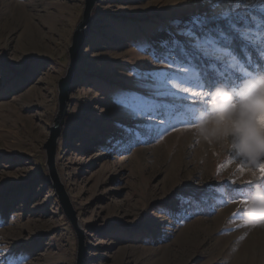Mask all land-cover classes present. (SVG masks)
I'll return each mask as SVG.
<instances>
[{
    "label": "rangeland",
    "instance_id": "374dc122",
    "mask_svg": "<svg viewBox=\"0 0 264 264\" xmlns=\"http://www.w3.org/2000/svg\"><path fill=\"white\" fill-rule=\"evenodd\" d=\"M83 8L84 0H0V264H76L78 235L43 144ZM195 15L224 35L181 32ZM173 51L194 57L184 63L208 90L264 71V0L96 2L55 153L82 264H264V226L242 219L241 193L253 186L239 158L227 163L230 152L194 128L114 102L151 95L145 77L176 71Z\"/></svg>",
    "mask_w": 264,
    "mask_h": 264
},
{
    "label": "clouds",
    "instance_id": "9594fccd",
    "mask_svg": "<svg viewBox=\"0 0 264 264\" xmlns=\"http://www.w3.org/2000/svg\"><path fill=\"white\" fill-rule=\"evenodd\" d=\"M195 135L243 159L251 176L252 165L264 157V71L246 75L235 86L217 83L208 90L207 104L196 110ZM244 220L264 226V187L248 197Z\"/></svg>",
    "mask_w": 264,
    "mask_h": 264
},
{
    "label": "snow or ice",
    "instance_id": "6c2138e0",
    "mask_svg": "<svg viewBox=\"0 0 264 264\" xmlns=\"http://www.w3.org/2000/svg\"><path fill=\"white\" fill-rule=\"evenodd\" d=\"M221 0H215L216 4H219ZM237 4L240 0H236ZM246 3H252L253 0H245ZM179 24V22H176ZM213 21L207 16L195 15L189 22H185V27L179 29L181 32L188 36L197 37V30L204 33H212L217 31L221 36L224 35L222 29L218 27H211ZM203 38V37H197ZM198 49V45L193 44ZM169 59L173 64H178L176 71H159L148 73L145 80L150 81L146 85V91L151 95H141L138 93H121L116 99L117 105L123 106L128 109L133 115L146 114L148 116H155L161 124H169L170 127L175 129V125L170 121H177L188 128H195L196 124V110L195 107L199 103L202 107H205L208 100V89L205 88L203 83L198 82L200 80L199 68L188 67L184 61L191 62L194 57L185 56L183 52L177 53L173 51L169 54ZM250 72H245L244 75H251ZM139 75V74H137ZM154 97L161 98L160 100H154ZM190 101L191 104L185 103ZM191 117V119H189ZM150 132L152 130H149ZM159 140L163 139L162 134H157ZM239 158L237 168L240 172L249 171L245 167V162L242 158L236 156L235 153L230 152L227 158V163H231L234 159ZM223 165H218L217 175L220 168ZM253 171H258L259 175L252 176V179L244 181L247 185L264 187V157L257 160L252 165ZM231 183L235 184L236 180H231ZM251 192L241 193L246 197L240 200V204L247 206L248 197ZM244 220V217H242ZM244 223L247 224L244 220ZM11 264V262H9Z\"/></svg>",
    "mask_w": 264,
    "mask_h": 264
},
{
    "label": "water",
    "instance_id": "95a60500",
    "mask_svg": "<svg viewBox=\"0 0 264 264\" xmlns=\"http://www.w3.org/2000/svg\"><path fill=\"white\" fill-rule=\"evenodd\" d=\"M98 0H84V8L80 20L78 21L75 29L72 33L71 44L68 47L69 63L64 76H62L57 83L58 87V111L53 125L49 128V137L43 144V148L46 153V164L48 166L49 174L55 182L57 191L60 195L62 207L65 215L71 222L72 226L78 235V251L76 264H82L84 245L82 238V230L78 228L77 218L75 211L73 210L68 196L59 182L56 170H55V153H56V141L61 133V128L64 123V117L67 111V102L69 100L70 87L72 74L74 73L79 58L80 49L82 48L85 38L87 36L88 25L91 20L92 10Z\"/></svg>",
    "mask_w": 264,
    "mask_h": 264
},
{
    "label": "bare ground",
    "instance_id": "6f19581e",
    "mask_svg": "<svg viewBox=\"0 0 264 264\" xmlns=\"http://www.w3.org/2000/svg\"><path fill=\"white\" fill-rule=\"evenodd\" d=\"M49 25V24H48Z\"/></svg>",
    "mask_w": 264,
    "mask_h": 264
}]
</instances>
